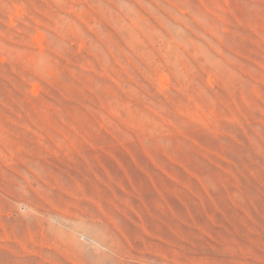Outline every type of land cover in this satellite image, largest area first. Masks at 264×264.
<instances>
[{"label":"rangeland","instance_id":"obj_1","mask_svg":"<svg viewBox=\"0 0 264 264\" xmlns=\"http://www.w3.org/2000/svg\"><path fill=\"white\" fill-rule=\"evenodd\" d=\"M0 264H264V0H0Z\"/></svg>","mask_w":264,"mask_h":264}]
</instances>
